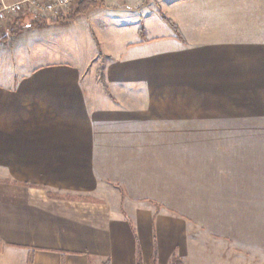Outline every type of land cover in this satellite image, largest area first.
Wrapping results in <instances>:
<instances>
[{"label":"crops","instance_id":"crops-1","mask_svg":"<svg viewBox=\"0 0 264 264\" xmlns=\"http://www.w3.org/2000/svg\"><path fill=\"white\" fill-rule=\"evenodd\" d=\"M83 6L0 44V264H264V0Z\"/></svg>","mask_w":264,"mask_h":264},{"label":"built area","instance_id":"built-area-1","mask_svg":"<svg viewBox=\"0 0 264 264\" xmlns=\"http://www.w3.org/2000/svg\"><path fill=\"white\" fill-rule=\"evenodd\" d=\"M93 1L95 0H1L0 36L10 35L12 23L21 14H28L36 19H57L68 15L75 5Z\"/></svg>","mask_w":264,"mask_h":264},{"label":"trees","instance_id":"trees-1","mask_svg":"<svg viewBox=\"0 0 264 264\" xmlns=\"http://www.w3.org/2000/svg\"><path fill=\"white\" fill-rule=\"evenodd\" d=\"M94 2V1H93ZM93 2H83L81 3V5H84L86 9H92L91 4ZM83 6V7H84ZM80 9H78V11L68 14L65 17L62 18H51V19H36V18H30L31 22L29 23V27L30 28H38V29H42L48 26H51L53 24H57V23H65V22H69L72 21L74 19H76L81 13L79 12ZM164 21L167 23V25L176 33V35H178L179 37H181V33L179 31V28L177 27V25L170 19L166 18L165 16L163 17ZM16 23L14 22L13 25L11 26V30H10V35L11 36H15L18 35L20 32L19 30H15ZM144 30L141 29L140 34L143 35ZM7 37H2L0 36V40H6ZM100 75L102 76V72H100ZM103 85L105 87V89L107 90V86L105 85L104 81H103ZM105 264H109V263H105ZM137 264H142V259L140 254L138 255V260H137ZM153 264H156V260H154ZM171 264H184L177 256H174L173 259L171 260Z\"/></svg>","mask_w":264,"mask_h":264},{"label":"rangeland","instance_id":"rangeland-1","mask_svg":"<svg viewBox=\"0 0 264 264\" xmlns=\"http://www.w3.org/2000/svg\"><path fill=\"white\" fill-rule=\"evenodd\" d=\"M73 11V12H72ZM76 11V9H72L71 11H70V14L71 13H74ZM24 15V14H23ZM28 15V14H27ZM20 16H22V14L20 15ZM33 18V17H32ZM31 18V19H32ZM34 19V18H33ZM10 30H11V28H10ZM10 30H9V32H10ZM21 31L22 30H20V32L19 33H21ZM25 33L26 32H24V33H21L20 35H19V40H17V41H15L14 43H13V45H10L9 47L6 45V41L11 37V35H9L7 38H6V41L5 40H0V44L1 45H3V46H5V47H3V49L5 48H7V49H9V48H12V47H14L15 48V51H16V49H17V47H20L21 45H22V47H23V50L21 51L22 53L18 56V57H21V58H23V59H25L26 60V62H40V55H39V53H38V51L37 50H32L31 48H30V45H29V41L28 40H26L25 39ZM158 35H160V34H158ZM17 38H18V36H17ZM19 44H21V45H19ZM1 51H2V47H0V61H1V57H2V54H1ZM17 57V58H18ZM16 62H19V60H16ZM102 68V67H101ZM102 71V70H101ZM100 71V72H101ZM96 262H94V264H95Z\"/></svg>","mask_w":264,"mask_h":264}]
</instances>
